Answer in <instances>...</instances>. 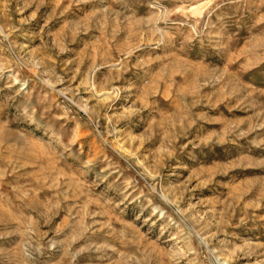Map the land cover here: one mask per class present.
<instances>
[{
	"label": "rangeland",
	"instance_id": "1",
	"mask_svg": "<svg viewBox=\"0 0 264 264\" xmlns=\"http://www.w3.org/2000/svg\"><path fill=\"white\" fill-rule=\"evenodd\" d=\"M0 264H264V0H0Z\"/></svg>",
	"mask_w": 264,
	"mask_h": 264
}]
</instances>
